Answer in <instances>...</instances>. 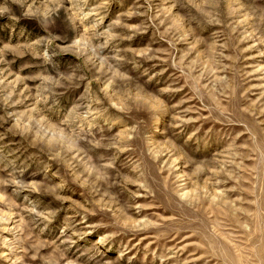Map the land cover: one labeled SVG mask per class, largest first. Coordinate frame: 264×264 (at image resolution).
<instances>
[{"label": "rangeland", "instance_id": "obj_1", "mask_svg": "<svg viewBox=\"0 0 264 264\" xmlns=\"http://www.w3.org/2000/svg\"><path fill=\"white\" fill-rule=\"evenodd\" d=\"M0 264H264V0H0Z\"/></svg>", "mask_w": 264, "mask_h": 264}]
</instances>
